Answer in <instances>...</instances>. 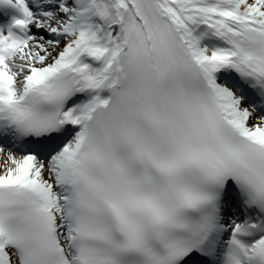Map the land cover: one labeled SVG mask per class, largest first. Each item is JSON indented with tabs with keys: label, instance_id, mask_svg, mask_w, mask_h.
I'll list each match as a JSON object with an SVG mask.
<instances>
[{
	"label": "snow or ice",
	"instance_id": "obj_1",
	"mask_svg": "<svg viewBox=\"0 0 264 264\" xmlns=\"http://www.w3.org/2000/svg\"><path fill=\"white\" fill-rule=\"evenodd\" d=\"M0 264H264V0H0Z\"/></svg>",
	"mask_w": 264,
	"mask_h": 264
}]
</instances>
